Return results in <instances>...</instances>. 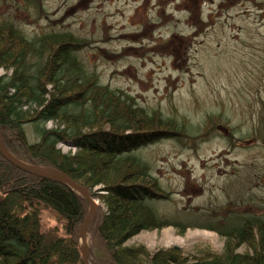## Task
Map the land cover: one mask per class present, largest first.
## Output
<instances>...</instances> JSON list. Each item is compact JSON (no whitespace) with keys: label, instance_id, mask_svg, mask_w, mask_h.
I'll use <instances>...</instances> for the list:
<instances>
[{"label":"rangeland","instance_id":"1","mask_svg":"<svg viewBox=\"0 0 264 264\" xmlns=\"http://www.w3.org/2000/svg\"><path fill=\"white\" fill-rule=\"evenodd\" d=\"M7 17L28 38L71 32L85 42L77 54L101 84L183 125L182 135L140 148L162 189L145 199L164 224L127 247L175 249L195 260L223 252L221 229L240 217L264 219V0H0ZM24 129L30 143L39 141L32 123ZM89 193L96 220L108 192ZM55 228L67 237L64 222L44 210L42 231ZM95 236L92 229L96 253Z\"/></svg>","mask_w":264,"mask_h":264},{"label":"trees","instance_id":"2","mask_svg":"<svg viewBox=\"0 0 264 264\" xmlns=\"http://www.w3.org/2000/svg\"><path fill=\"white\" fill-rule=\"evenodd\" d=\"M0 19L2 138L21 159L57 168L90 191L101 186L108 192L107 210L98 212L92 228L99 263L264 264L262 217L221 229L227 238L223 252H204L195 260L175 249L151 254L142 246L127 247L141 231L164 224L145 199L158 198L162 189L140 148L172 132L182 135L183 125L101 84L77 54L85 42L71 32L28 38L14 18ZM48 122L54 126L47 128ZM28 123L38 135L35 143L26 135ZM62 141L77 150L63 153ZM87 209L66 185L22 171L0 153V264H82L78 233ZM44 210L64 222L67 237L58 228L42 231Z\"/></svg>","mask_w":264,"mask_h":264},{"label":"water","instance_id":"3","mask_svg":"<svg viewBox=\"0 0 264 264\" xmlns=\"http://www.w3.org/2000/svg\"><path fill=\"white\" fill-rule=\"evenodd\" d=\"M0 153L4 156V158H6L17 168L27 173L33 174L35 176L51 179L56 182L62 183L67 187H69L70 189H72L73 191H75L76 193H78L89 203L88 213L82 223L79 232V237L81 240L82 261L83 264H99L97 261L92 259L90 246L87 241L89 230L95 218L98 207L94 199L92 198L91 194L89 193V190L80 183H78L77 181H75L73 178H71L67 173L57 168L31 164L20 159L7 148L1 136H0Z\"/></svg>","mask_w":264,"mask_h":264},{"label":"bare ground","instance_id":"4","mask_svg":"<svg viewBox=\"0 0 264 264\" xmlns=\"http://www.w3.org/2000/svg\"><path fill=\"white\" fill-rule=\"evenodd\" d=\"M0 136H1V134H0ZM89 240V239H88ZM88 244H89V242H88Z\"/></svg>","mask_w":264,"mask_h":264}]
</instances>
